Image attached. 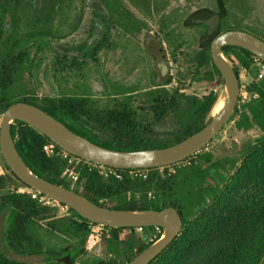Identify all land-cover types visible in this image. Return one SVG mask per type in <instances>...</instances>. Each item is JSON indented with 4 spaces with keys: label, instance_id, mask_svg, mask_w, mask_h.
<instances>
[{
    "label": "trees",
    "instance_id": "1",
    "mask_svg": "<svg viewBox=\"0 0 264 264\" xmlns=\"http://www.w3.org/2000/svg\"><path fill=\"white\" fill-rule=\"evenodd\" d=\"M217 1L223 8L222 0ZM133 2L149 9L151 0ZM59 4L58 0L51 2L45 15L37 16L35 24L52 22ZM1 5V114L15 103L26 102L44 110L74 133L116 151L169 147L211 120L207 121L218 100L214 92L202 98L165 90L151 93L148 95L151 121L132 106V97L115 98L114 106L103 110L91 107V100L83 96L63 95L37 103L26 96L27 54L19 52L20 45L16 46L14 36L5 37L9 31L6 23L9 8ZM211 47L198 50L192 57L196 81L210 82L216 75L222 78L213 63ZM223 52L238 77L239 67L249 68L254 57L237 47H225ZM248 91L252 99L241 109L237 105L230 120L237 119L236 128L242 133L258 129L262 135L246 150L248 154L239 168L230 177L217 175L216 188L210 190L204 187L211 178L210 169L225 167L227 162L211 164L215 156L202 153L204 149L169 167L143 169L145 178H132L131 170H120L122 179L105 178L93 163H85L78 168L80 177L72 188L62 178L67 162L50 157L43 150L52 143L47 136L21 121L12 124L11 132L20 156L32 172L73 189L99 206L130 211L177 208L183 220L182 232L152 264H264V79L253 81ZM168 118L177 126L173 139L152 147L153 126ZM231 162L230 169H234L237 161ZM6 168L22 183L7 165ZM8 184V178L0 176V222L6 224L0 235V264H120L118 258L128 264L163 234L160 227L159 230L144 227L141 231L106 227L102 239L108 258H89L86 242L97 224L84 220L71 209L70 216H59L56 206L41 205L27 193L6 192ZM112 201L119 204H107Z\"/></svg>",
    "mask_w": 264,
    "mask_h": 264
},
{
    "label": "rangeland",
    "instance_id": "2",
    "mask_svg": "<svg viewBox=\"0 0 264 264\" xmlns=\"http://www.w3.org/2000/svg\"><path fill=\"white\" fill-rule=\"evenodd\" d=\"M54 1L57 0H0L1 6L9 8L6 21L12 26L15 25L16 33L30 31L28 33L30 34L28 36L30 64L25 73L28 84L26 96L39 104H43L46 98L63 95L88 96L96 101L98 108H105L111 103L113 97L118 100L126 99L127 94L140 87L139 93L133 96V106L135 109H143L140 113L145 114L149 121L152 120V114L145 91L154 86V67L150 55L141 46L148 35L160 39L170 54L173 83L165 87L166 90L174 93L179 86L184 90L183 94L199 98L210 92L217 94L218 100L207 119L209 121L222 108L217 110L218 103L226 90L224 80L218 75L210 82L194 80L189 59L199 49L210 45L213 39L219 37L221 35L219 31L243 29L238 26L245 20L264 26V0H225L227 14L223 21V28L214 22V18L209 17L213 11L217 10V0H151L149 9L138 7L133 0H118L122 7V17H126L125 13H130L137 25L128 24L122 27L117 24L111 25L110 38L115 41V47L103 51L98 57L99 63L86 58L81 68H68L67 71H63L60 67H55V61L62 55V48H73L78 45L95 27L91 8L97 0H60V7L52 24L47 27L42 22L35 24L37 16L45 15L49 5ZM198 10L200 11L195 13L188 22L191 24L198 19L202 24H207L210 29L215 28L204 34V38L202 37L200 41L203 27L187 28L182 24L185 18ZM31 19L33 24H30ZM126 45L131 46L127 48ZM113 51L117 52L114 62H112ZM137 59L141 64H138ZM138 66L140 70L134 81H128V67L132 72ZM241 68L239 67V73ZM243 80L248 82L247 84L252 81L249 76ZM248 102L249 99L244 101L239 95L237 105L240 109ZM1 118L0 113V122ZM236 120H229L202 153L219 154L229 148L239 155L241 149L262 135L258 129L241 133L236 128ZM176 129L177 126L171 118L154 125L153 134L150 135L154 143L152 147L162 146L165 141L173 139ZM197 160L200 161V159ZM6 165L0 151V176H6L9 180L6 192L18 191L28 194L30 189L13 178ZM64 179L67 182L70 181L66 177ZM107 204L117 206L119 203L112 201ZM56 207L59 209V216H67L61 212L60 207ZM101 240L89 251V258H108L104 241ZM118 262L123 264V258H118Z\"/></svg>",
    "mask_w": 264,
    "mask_h": 264
},
{
    "label": "water",
    "instance_id": "3",
    "mask_svg": "<svg viewBox=\"0 0 264 264\" xmlns=\"http://www.w3.org/2000/svg\"><path fill=\"white\" fill-rule=\"evenodd\" d=\"M225 47L242 48L264 61L263 40L239 30L227 31L217 37L212 43L211 54L213 63L224 80L227 92L224 106L202 129L180 143L164 148L138 151L107 149L74 133L39 107L26 102H18L11 105L2 114L0 122V151L2 157L22 183L51 200L67 206L90 223L116 229L162 228L163 234L160 239L128 263L152 264L182 232L183 220L178 209L175 207L142 211L110 209L93 203L73 189H68L65 186L41 178L28 168L20 156L12 136V124L15 121L24 122L47 136L62 150L87 162L101 166L132 170L163 168L178 164L205 149L235 112L240 94V83L233 64L224 56L223 49ZM152 54L158 66L163 69L162 53L157 48H153ZM220 158H223V156L214 158L211 164ZM87 257H89V254Z\"/></svg>",
    "mask_w": 264,
    "mask_h": 264
},
{
    "label": "flooded vegetation",
    "instance_id": "4",
    "mask_svg": "<svg viewBox=\"0 0 264 264\" xmlns=\"http://www.w3.org/2000/svg\"><path fill=\"white\" fill-rule=\"evenodd\" d=\"M59 2L61 3V1L59 0ZM222 6L223 8H220V5L218 4L217 10L213 11L212 15H210L209 17L214 18V22H216L218 25H220L222 28L224 27L223 21L226 17V9H225V0H222ZM60 5V4H59ZM118 5V8H117ZM60 7V6H59ZM58 7V9H59ZM57 9V11H58ZM202 10V9H200ZM200 10L193 12L192 14H190L187 18H185L182 22L184 27L190 28V27H203V32L200 35L199 41L200 39H202V37L204 38V34H206L207 32H209L210 29L209 26H207V24H202V22L198 21V19L195 21H192V23L190 24L188 22V20L195 15V13L199 12ZM56 11V13H57ZM122 11V7L121 4L118 0H101V1H95L93 3V6L91 8V14L93 17V21L95 24V27L93 29H91L88 33L87 38L82 41L81 43H79L78 45L74 46L73 48H68V47H64L62 48V55L60 57H58V59H56L55 61V67H60L63 71H67L68 68H81L84 64V59L89 58L91 61L95 62V63H99V55L105 51V50H109L113 47H115V41H113L110 38V32H111V25H120L125 26V25H130V26H134L137 25L134 22V18L132 15H130V13H125L126 17H122V14H120V12ZM3 13V9H0V14ZM56 16V14H55ZM55 16L52 22H48L44 25H49L52 24L55 21ZM7 23V21H6ZM242 23V21H241ZM30 24H33L32 19L30 20ZM39 24V23H38ZM195 26H192L194 25ZM12 25V24H11ZM10 24L8 25L7 23V28L9 29L8 32H6L5 37H10V36H14L16 38L15 40V44L18 47L20 45L19 48V52L21 53H26L27 54V62H28V66L30 64V54H29V50H28V36H30V34H28L29 32H18L16 33L15 29V25L11 26ZM214 27V25L212 26ZM238 27H241L243 29H240L239 31H243L246 33H249L261 40L264 41V26L262 25H256V24H252L249 21H244L241 25H239ZM10 28H12V30H10ZM138 28V26H137ZM215 29V28H214ZM213 29V30H214ZM228 31H232V30H228ZM47 32V31H46ZM227 32V30H226ZM2 33V32H1ZM49 33V31H48ZM225 33L223 31H219V34ZM2 36V34H0ZM215 39H213L210 43V45H212L213 41ZM131 45H126L127 48H129ZM142 47L145 48V50L148 52V54L150 55L152 62H153V67H154V76H153V83L154 86H152V88H149L146 92V95H149L151 93L156 94V93H160L163 90L169 92L168 90L165 89V87L171 86L173 81H172V63H171V58H170V54L167 52L166 48L164 47L163 42L158 39V38H154L150 35H148L147 39L143 41V44H141ZM153 48H157V50L162 53V57H163V66L164 68H160L156 62L155 57L152 54V49ZM242 49V48H241ZM128 50V49H127ZM200 50V49H199ZM116 53H114L113 51V58H112V62H114L115 58H116ZM255 56V55H254ZM193 57V56H192ZM192 57L189 59L190 63L192 61ZM138 60V59H137ZM138 64H141L138 60ZM192 64V63H191ZM127 68V67H126ZM128 81H134L133 79L136 77V74L139 72L140 68L138 66V68H135L132 72L130 71L129 67H128ZM191 74L192 77L194 79V67L192 65L191 67ZM26 73V71H25ZM26 77V75H25ZM26 79V78H25ZM26 86L28 87V84L25 80ZM140 88V87H139ZM138 88V89H139ZM136 90L133 91L130 94H127L128 96H126L127 98L132 97V101H133V96L136 95L137 93H139V90L137 88H135ZM184 90H182L179 86L176 88V90L174 91V93H170V94H175L177 92L179 93H184ZM66 96H71V95H66ZM73 96H81V95H73ZM88 98L89 100H91L90 106L93 107L96 110H103L106 108H112L114 106L113 100L116 97L112 98V101H110L111 103H109V105H107L105 108H98L96 101L93 100L92 97H88V96H83ZM148 97V96H147ZM118 99V98H117ZM124 100V99H123ZM132 106H133V102H132ZM134 107V106H133ZM138 110V112L143 111L142 109H136ZM237 122V120H236ZM242 133V132H241ZM259 139V138H258ZM257 139V140H258ZM256 140V141H257ZM256 141L254 142H250L249 145L243 149L240 150V154L237 155L235 152H232L229 148L225 151V152H221L219 154H214L212 152H205V153H211L216 157L219 156H223V158H220L218 160H216L213 164H215L217 161H226L227 162V166L222 167L221 165H219V167L217 168H212L209 171V174L211 176V178H208L206 180V183L204 185L205 189L210 190V189H214L216 188V184H215V180H216V176L220 175L224 178H226L227 174L229 175V177L232 175H230V173L233 171V173L236 171L237 169V165L238 163L247 156L246 154V150L252 146H254L256 144ZM242 160V162H243ZM231 161H237L235 163V168L234 169H230L231 167ZM241 165V164H240ZM239 168V167H238ZM5 222L1 221L0 222V235L2 236L4 230H5ZM2 229V231H1ZM102 239V238H101ZM102 241V240H100ZM106 248V247H105Z\"/></svg>",
    "mask_w": 264,
    "mask_h": 264
},
{
    "label": "built area",
    "instance_id": "5",
    "mask_svg": "<svg viewBox=\"0 0 264 264\" xmlns=\"http://www.w3.org/2000/svg\"><path fill=\"white\" fill-rule=\"evenodd\" d=\"M248 76L252 79L251 83L255 80L258 81V80L264 79V61L261 60L259 57L254 56L252 58L251 66L249 68L242 67L239 73V77H238L239 83H240V94L239 95H240V98H243L244 101L248 99L250 101V99L253 97L248 91V87L251 83L247 84L248 82H244L243 80L244 78L247 79ZM43 150L50 157H59L67 162V166L64 170L62 178L64 179V177H66L70 179L68 183H70L72 188H74V186L77 184L79 177H80L78 168H81L82 166L85 165V163H90V162H87L79 157L69 154L68 152L59 148L53 142L46 144ZM94 165H95V168L100 170L102 176H104L105 178L122 179V173L120 172V170L122 169L106 167V166H101L97 164H94ZM130 175L134 179L146 177L145 170L143 169H132L130 171ZM28 194L32 197V199L37 200L39 204L44 205V206H58L61 208V212L63 214L67 216L70 215V209L67 206L57 203L51 200L50 198L34 191L33 189H30V192ZM138 229L140 231L142 230L141 227ZM157 229L159 230V227H157ZM104 232H107L106 226L104 225H96L92 228V232L89 235L87 242H86V249L88 251L92 250L100 242Z\"/></svg>",
    "mask_w": 264,
    "mask_h": 264
},
{
    "label": "bare ground",
    "instance_id": "6",
    "mask_svg": "<svg viewBox=\"0 0 264 264\" xmlns=\"http://www.w3.org/2000/svg\"><path fill=\"white\" fill-rule=\"evenodd\" d=\"M226 97H227V92H226V90H225V93H224V95H223L221 101H220V102L218 101L219 103H218L217 110H219L221 107L223 108ZM222 105H223V106H222ZM222 108H221V109H222ZM217 112H218V111H217Z\"/></svg>",
    "mask_w": 264,
    "mask_h": 264
}]
</instances>
